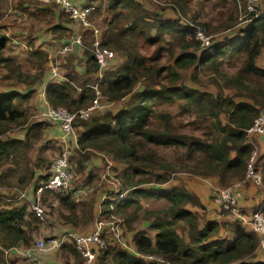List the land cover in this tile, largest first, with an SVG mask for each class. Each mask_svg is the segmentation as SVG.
Instances as JSON below:
<instances>
[{"label":"trees","instance_id":"1","mask_svg":"<svg viewBox=\"0 0 264 264\" xmlns=\"http://www.w3.org/2000/svg\"><path fill=\"white\" fill-rule=\"evenodd\" d=\"M98 1L100 4L95 5ZM104 1L88 0L81 5L72 0L78 6L94 7L92 18ZM232 1L234 4L238 2ZM25 3L27 1L20 2L22 14L33 18L51 15L52 22L46 25L47 34L62 42L59 44L63 47L74 50L62 59L64 79L57 78L45 86L47 103L53 108L64 107L69 112H78L92 104L96 87L103 92L106 103H124L116 112L98 113L89 121L74 123L79 145L75 163L77 171L83 173L87 169L96 151L109 154L124 166L122 188L119 190L123 196L116 198L119 201H114L112 208V201H107L106 212L112 210L119 216L121 214L126 219H123L125 224L131 225L137 211L142 208V199L166 202L165 207L146 211L150 228L157 232L155 239L143 229L135 230L133 241L138 253L110 241L98 252L93 264H160L147 260L143 254L163 255L177 264H264L257 249V234L246 228L240 218L222 222L211 220L200 197L184 184L163 187L177 172L204 178L216 177L220 187H228L234 181L246 178L254 150L247 130L264 109V68L258 65L259 59L264 57V12L257 8V12L247 13L244 6L248 24L239 35L202 49L201 42L196 40V31L199 26L207 25L197 23L195 16L190 20L187 18L191 0H170L169 8L180 15L177 20L161 18L159 11L155 17H150L146 6L136 0H109L108 10L112 15L106 29L100 31V47L113 51L116 61L120 58V64L108 69L100 78L97 75L99 65L94 53L96 38L93 30L84 28L62 8L68 17L60 12L56 17L55 8L51 5H42L32 11V2L29 1V5ZM181 18L187 22H181ZM234 20L236 22V18ZM236 25L231 23L223 27L231 29ZM80 34L82 45L74 43ZM29 38L28 44L32 49L26 64H31L34 73L23 72L22 64L5 57L3 52L8 37L0 34V64L8 70L4 79L15 83L13 86L23 85L29 91L27 94L16 90L0 92V165L11 155L16 164L28 165L29 150L45 140V132L50 127L46 120L30 124L35 116L31 100L37 85L49 77L46 78V72L51 59L43 47H34L32 35ZM145 45L156 49L146 55L143 52ZM79 51L82 57H78ZM164 55L169 60L167 64L161 62ZM237 61L239 64L235 71L225 69L229 64L233 67ZM192 68L215 75L219 94L177 86L176 83L181 81L180 70ZM167 78L170 85L163 82ZM222 88L234 89L236 93L224 95ZM164 104L176 106L177 113L158 109ZM185 118L188 121L194 119L189 130H186L187 124L180 121ZM24 128L27 132L23 139L4 140L13 130ZM59 146L62 149V143ZM48 148L42 147L40 152ZM162 152H171L172 155L168 158L161 155ZM38 160V164L46 163L42 157ZM257 170L262 176L261 189L264 190V155L259 157ZM50 174L51 171L41 176L38 185L46 182ZM48 192L45 191L44 195ZM4 196L9 197L0 190V202L5 203ZM58 197L60 207L65 211L61 216L66 222L76 226L85 222L84 219L79 220L80 216L92 215V207H83L79 212V203L70 194ZM7 206L6 203V207L0 210L1 245H32L40 218L25 206ZM261 206L264 207V201L254 210ZM221 213L229 214L225 210ZM180 222L188 231L187 239L177 231L176 225ZM222 230L229 235L220 237ZM64 254L67 258L73 256V264H85L76 244H68ZM2 257L0 254V261Z\"/></svg>","mask_w":264,"mask_h":264},{"label":"rangeland","instance_id":"2","mask_svg":"<svg viewBox=\"0 0 264 264\" xmlns=\"http://www.w3.org/2000/svg\"><path fill=\"white\" fill-rule=\"evenodd\" d=\"M21 1H27L25 5H29L28 2L31 1L32 5L30 6V9L32 11L38 10L40 7H47L48 5L53 6L55 9L54 11L56 12V17L57 14L64 13L59 4L56 2V0H0V34L6 33V36L9 38V41L7 43V47L4 50V55L6 58H11L15 60L17 63H20L23 65V72L25 73H34L35 71L32 69L31 64H26V60H29L30 56L29 53H26V51L29 49L28 43L30 42L29 34L30 31H32V36L36 38L37 42H34V47L37 46V44H40L41 41H44V38L41 37L42 35L44 36L45 34H41L40 32L45 30L47 31V26L49 25L50 22H52L53 17L51 15H48L46 18L39 16V18H33L30 17L28 14L26 15H21V10L19 9L20 2ZM143 5L146 6V10L148 13V16L150 17H155L156 12H158V15L161 16V18H168V19H174L177 20L179 19L180 15H176L170 8V0H136ZM245 0H238L236 4L232 0H228V2H224L222 0H191V10L189 12V20L195 16V19L197 20V23H202L206 24L207 26H199V32H202L203 35L211 36L210 41L211 43L214 42H223L224 40L228 38H233L237 35H239L240 30L245 28L247 26L246 19H248V14L245 13L244 10V3ZM87 2V1H85ZM108 2L109 0H105L102 4V7L100 11H97L95 15L93 16L92 20L94 22V26L96 29L99 31H104L106 29V24L108 21L111 19L110 12L108 10ZM262 3L258 6V10L261 12H264V0L261 1ZM100 2H96L95 5H99ZM169 4V5H168ZM237 5V7H236ZM162 9V11H160ZM65 14V13H64ZM235 14V15H234ZM39 15H42L39 14ZM66 15V14H65ZM67 16V15H66ZM68 17V16H67ZM27 18V19H26ZM236 18V22L235 19ZM181 22L185 23L187 20L185 18H181ZM231 23H236V27L231 28V29H225L223 26ZM47 25V26H46ZM74 26V25H72ZM198 31V30H197ZM197 31H196V40L200 41L197 38ZM41 37V38H40ZM35 41L34 39H32ZM90 41V39H88ZM201 42V41H200ZM202 46V44H201ZM36 48V47H35ZM156 49L155 46H149L145 45L143 48V52L146 55H150L154 52ZM203 49V46H202ZM180 51L177 50V53ZM24 53V54H23ZM260 60V59H259ZM161 62L163 64H167L169 62L168 58L166 55L162 58ZM238 62V61H237ZM115 65L113 66L114 68L117 67L120 64V58L115 60ZM113 63V64H114ZM173 61L170 63L172 64ZM260 65H264V57L263 59L259 62ZM239 64L236 63L233 67H230L231 65L225 66V69L229 72H233L236 70L237 65ZM66 66V65H65ZM3 64H0V92H5L4 89H6V86L9 85L10 80L4 79L5 74L7 73V69ZM63 69V68H62ZM181 74V81L176 83L177 86H186L189 88H196L200 91L203 92H210L214 94H219V87L215 84V75L213 74H206L204 73L201 69L195 70L194 68L189 69V70H180L179 72ZM54 74V73H53ZM12 80L14 81V78L12 77ZM9 81V82H7ZM163 82L166 85H170L171 82H169L168 78L164 79ZM221 83V81H220ZM8 89V88H7ZM18 92L23 90V87H18ZM222 93L227 96H233L236 91L234 89H229V88H222ZM240 99L237 98V101ZM41 99L36 98L35 96L31 100V108L33 109L32 112L36 115L37 111L35 109V104L37 106L38 103H40ZM124 103L122 104H115L111 105L109 104L106 108L105 111H112L116 112L120 108H122ZM165 109V110H172L174 112L177 111L176 106H171L169 104H164L161 107H158V109ZM67 110V109H66ZM177 113V112H176ZM103 114V113H101ZM37 117V116H36ZM36 117H33L34 119H37ZM184 121L188 127H186V130H189V125L191 122L194 120H187V118L180 119V121ZM188 122V123H187ZM191 129V128H190ZM23 129H16L13 130L10 134H8L7 137L9 136H14L17 133L22 132ZM77 135V134H76ZM48 138H50L48 136ZM49 141V142H47ZM43 142L46 143L47 147H49L48 152L47 149L43 152H40L42 155V160H45L46 163H43V167L46 172L51 171L52 163L56 156L61 152L59 149L60 146L58 145L57 140L50 139L43 140ZM42 142V143H43ZM42 146L43 148L46 146ZM40 146H37V151L36 155H32V162H34L35 158L37 159L38 157V148ZM41 147V148H42ZM34 152V151H33ZM161 155H164L168 158L171 157L172 153L171 152H162ZM79 156L78 151L76 154L72 156V162L76 163V158ZM41 158V157H39ZM38 158V159H39ZM103 163H106L107 165V159H103ZM47 164L48 167H47ZM76 165V164H75ZM123 165L121 164H115L112 167L109 165L105 166L106 168V173L103 176L101 175L100 172L103 167H99L97 165H92V168L88 170V165L87 169L82 173L80 171H77V168L75 167V181L73 183L74 185V190H77L82 187H86L88 193L87 194H81L78 196H74V200L79 203L78 210L79 212L82 211L83 207H86L87 209L89 207H92V215H87L86 217L80 216V219H84L85 222L78 223L76 226L71 223V222H66L62 216L61 213H65V211L60 207V202L59 201V195L65 194H57V193H52V195H48L46 199H43V206L45 207V213L47 217V222H39L40 225L43 226L42 229H37V235L39 238H45L48 239L50 237L56 236L59 232L57 231L58 227H72L75 230L79 232H87L90 231L93 227L94 224L96 223V217H97V211L95 212V208L98 209L99 206V191H101L107 184H112L113 182L117 183L119 186L121 184L122 178V170H123ZM44 171V172H45ZM100 171V172H99ZM104 173V172H103ZM187 175L186 172H177L173 175V178L171 179L172 181L166 184H163V186H168L169 184L172 185L174 180H179L183 181V178H185ZM248 180V179H244ZM244 180H236L233 182V184H230V186L234 185L235 183H241ZM178 181V182H179ZM229 187V186H228ZM167 188V187H166ZM214 188H225V187H220L218 184L217 186L212 187L211 193L213 194V189ZM118 189V188H116ZM103 192V191H101ZM110 194V193H108ZM99 196V197H98ZM11 198V200H10ZM18 199L17 197H14V199ZM113 198V197H112ZM12 197H8L9 203H11L14 200ZM142 203V208H140L137 211V217L133 219L132 224L129 225L126 222V227L128 229V233H124V243L128 246H132V239L130 236V232L134 230H140L144 229L142 227L147 226V213L146 211L152 210V209H157V208H162L165 207L166 202L165 200H154V199H144ZM256 207V206H255ZM94 208V209H93ZM255 211V210H253ZM221 212V210H220ZM119 216V215H118ZM121 217H123L120 214ZM119 216V217H120ZM126 221V219L123 217ZM57 221L55 225L53 224V221ZM70 224V225H68ZM72 225V226H71ZM177 231L179 234H181L184 238L187 239L188 237V231L186 230V227L184 223L180 222L177 225ZM148 229V227H146ZM151 232L146 230L153 239H155V230L149 229ZM251 231V229H250ZM253 232V231H251ZM223 238V237H222ZM36 241V240H35ZM34 241V242H35ZM66 248L61 249L62 250V257L67 261V263H71L69 261L72 260L74 261L73 256L71 258H67L64 254V250ZM62 258V259H63ZM22 260L21 258L18 257L17 259ZM23 261V260H22ZM31 264V263H28ZM95 264H99L96 262Z\"/></svg>","mask_w":264,"mask_h":264},{"label":"built area","instance_id":"3","mask_svg":"<svg viewBox=\"0 0 264 264\" xmlns=\"http://www.w3.org/2000/svg\"><path fill=\"white\" fill-rule=\"evenodd\" d=\"M61 8L71 17L80 23L84 28L92 29L96 38L95 43V57L99 65L97 75L102 78L104 72L113 67L116 55L113 51L100 47V34L101 32L95 28L92 18V12L95 10L94 7H83L78 6L72 2V0H56ZM261 0H245V6L247 13L257 12V8ZM211 36H205L202 32L197 31V38L201 41L204 48L211 46ZM76 44L82 45L81 34L75 38ZM67 49L64 50L66 52ZM57 74L54 72L53 75L49 76L44 86L55 81ZM96 89V97L92 104L87 108H82L78 112H69L64 107L53 108L48 105L47 108L42 112L43 120L51 123H55L61 128V139L64 144L61 152L56 156L52 163L51 174L47 181L36 187L35 197L28 196L25 191L19 192L16 195L18 199L26 198L30 200L31 210L34 211L41 222H47V215L45 213V207L43 206V196L45 191L50 193H66L71 196H78L81 194H87L89 190L86 187L74 190L75 181V162H72V156L76 154L79 145L77 143V135L74 127V123L77 121L85 122L89 121L95 114L106 113L105 108L109 105L106 103L103 97V92ZM247 137L251 145L254 147L252 156L248 165V171L246 179H250L253 183L262 188L263 180L260 172L257 170L259 164V149L255 141V138H264V109L260 110L258 117L254 124L247 130ZM75 140L74 145L69 144V139ZM119 193V191H117ZM123 193H119L115 197L121 198ZM242 196V190L239 183H235L232 186L225 188H214L212 198L217 204L220 210H225L229 215L240 218L244 224L251 227V231L258 234L259 243L264 248V207L261 206L257 210L253 211L249 216L243 214L240 210V198ZM11 200V198H10ZM113 205L111 204V208ZM245 225V226H246ZM124 233H126V225L124 220L115 214L112 210L107 216L99 215L96 220L95 228L89 233H78V232H67L61 236L45 238H37L34 242L33 248L39 253H48L53 249H57L60 246L68 244H76L78 252L83 256L85 264H93L96 260L98 252L104 249L110 241L114 244H119L124 248L136 251L135 245L128 246L124 243ZM32 247L29 249L31 252ZM147 260L157 261L160 264H177L170 261L163 255L158 254H143ZM35 260V259H34ZM35 264H46L42 260L36 259Z\"/></svg>","mask_w":264,"mask_h":264},{"label":"crops","instance_id":"4","mask_svg":"<svg viewBox=\"0 0 264 264\" xmlns=\"http://www.w3.org/2000/svg\"><path fill=\"white\" fill-rule=\"evenodd\" d=\"M77 3L83 5V3H85V1L88 0H76ZM21 15H23L21 13ZM27 19V18H26ZM41 34H45L44 36L42 35L41 37L44 38V41H41L40 44H37V46H35L36 48L39 47H43L44 50L48 51L50 53V59L51 62L48 64V70L46 72V78L48 76L53 75V73L55 72L57 74V78L58 80L60 78L64 77V71L62 69V59L65 55H71L72 52L74 51L72 48H68V47H63L64 45L59 44L62 43L59 40H55L54 38L50 37L47 34V31L43 30L40 32ZM6 35V33H4ZM32 35V31H30V34ZM40 37V38H41ZM33 39L35 40L36 38ZM9 41V38H8ZM7 41V43H8ZM34 42H37V40H35ZM6 43V45H7ZM42 45V46H41ZM28 50L26 51V53H29V51H31V47L28 44ZM54 46V47H52ZM67 49L66 52H62L63 50ZM24 54V53H23ZM69 55V56H70ZM82 52L79 51L78 52V57H82ZM262 59L259 60V62ZM258 62V65L261 68H264V65H260V63ZM64 79V78H63ZM15 84V83H13ZM12 82H9V85L6 86L5 92L11 91V90H16L18 91V87H23L24 89L20 91V93L23 94H27L29 93L28 89L23 86V85H16L13 86ZM45 82H43L40 86L37 85V88L35 89V94L34 96L36 98H40L41 101L40 103L35 104V109L37 111V114L34 116L37 119H34L32 117V119L30 120V124L36 122H41L44 121L42 118V112L47 108V106L49 105L46 101L45 98V94H44V86ZM8 88V89H7ZM2 93V92H1ZM33 96V97H34ZM111 105H115L114 103H112ZM33 110V109H32ZM47 124L50 125L49 129L45 132V138H47V140H50L51 138L54 140H57L58 145L59 143H63V140L61 139V128L59 125L55 124V123H48ZM26 132H27V128H24L22 130V132L17 133L14 136H8V134L5 136L4 140H9V139H18L21 140L26 136ZM11 133V132H10ZM9 133V134H10ZM48 136L50 138H48ZM255 141L258 145V149H259V153L260 155H264V138H255ZM49 142V141H47ZM75 140L73 138L69 139V144L72 146L74 145ZM62 144V145H63ZM46 145L45 142L40 143L36 146H34L32 149H30L29 151V159L30 162L28 165H26L25 163H21V164H16L13 161V156L11 155L10 158L8 160H5L1 165H0V190L4 193H7L9 195V197H14V194H17L19 192L25 191L28 196H32L35 197V190L36 187L39 186V182L41 181V176H43L46 171L43 167V163L38 164L39 157H42L40 154V148L42 146ZM37 146H40L38 148V157L37 159L35 158L34 162H32V155H36V151H37ZM47 146V145H46ZM34 151V152H33ZM48 152V149H47ZM103 159H107V165H109L110 167H112L115 164H118L117 162H115L112 159V156H110L109 154H106L104 152H94L92 155L91 160L88 162V170H90L92 168V165H97V166H101L103 167L101 169L100 172L101 175L103 174V176L106 173V168L105 166L106 163H103ZM28 168V170H27ZM45 171V172H44ZM186 176L185 178H183V181H179V180H174L173 183H171L172 185L169 184V187L166 186L167 188H172L173 186L176 185H181L184 184L189 190H191L192 192H194L198 197H200L202 203L204 204L206 210L208 211V216L211 220H217L219 222L222 221H226V220H233L235 218H237L236 216H232V215H224L223 213L220 212V208L217 206V204L213 201L212 198V193H211V189L214 186H217L218 184V180L216 177L214 178H204V177H197V176H190V175H184ZM172 181V180H171ZM170 181V182H171ZM179 181V182H178ZM169 183V182H168ZM240 188L242 190V196L240 198V210L241 212H243V214H245L246 216L250 215L251 213H253L254 207L260 205L263 201H264V190L261 189L259 186L255 185L253 183L252 180L248 179V180H244L241 183H239ZM164 188H166L165 186H163ZM118 188V189H116ZM121 184L118 186L117 183L113 182L112 184H107L106 186L99 191V206L98 209L95 208V212L97 211V218L99 217V215H103V216H107L109 212H106V203L107 201H112V205L114 203V201L118 202L119 200L116 198L119 197H115L117 195V191H119L121 189ZM110 193V194H108ZM52 195V193H46L45 195ZM45 195L43 197H45ZM98 196V197H99ZM5 197V198H4ZM3 198L8 201V197L4 196ZM113 197V198H112ZM0 202V210L4 207H6V203H7V207L10 206H25L27 208L28 211H32L31 210V204H30V200L26 199V198H22V199H14L11 203L8 202ZM144 201V199L141 200V202ZM59 202V201H58ZM94 209V208H93ZM193 210H198V208H191ZM26 219H29V216H27ZM147 226L148 229L146 227H142L144 228L143 230H147L149 231V233L151 232L150 229V225H149V220H147ZM55 223H57V221H53V224L55 225ZM70 225V224H68ZM246 225V224H244ZM72 226V225H71ZM23 228H25L24 225H22ZM95 228V224L94 227L87 232H79L77 230H75L72 227H58L57 231L59 232L56 236H61L64 233L67 232H78V233H89L91 232L93 229ZM246 228H248L250 230L251 227H249L248 225H246ZM39 230L42 229L43 230V226L39 225ZM39 230H35L34 231V237L35 239L37 238V231ZM137 231V230H136ZM135 230L130 232V236L132 239V244H134L133 241V234H134ZM126 233H128V229L126 227ZM148 233V232H147ZM148 233V234H149ZM156 231H155V235H156ZM150 235V234H149ZM226 235H229L228 232H225L224 230H222V232L220 233V237H225ZM151 236V235H150ZM55 237V236H54ZM257 237L259 239V235L257 234ZM2 243L0 242V254H2V260L0 261V264H35L36 263V259L42 260L43 262H45L46 264H69L67 263V261H65V259L62 257V250L63 248H66V245H63L62 247L60 246L57 249H53L51 251H49L48 253H39V251L35 250L33 248L34 242L32 245H25L22 243H19L18 245H12L11 247H5L3 245H1ZM32 247L31 252L29 251V249ZM258 249V253L260 254V256L262 257V259H264V248L260 245V243H258L257 246ZM19 258H21L22 260H17ZM63 258V259H62ZM35 259V260H34ZM72 263V260L69 261ZM70 263V264H71ZM235 264H239V263H235Z\"/></svg>","mask_w":264,"mask_h":264}]
</instances>
